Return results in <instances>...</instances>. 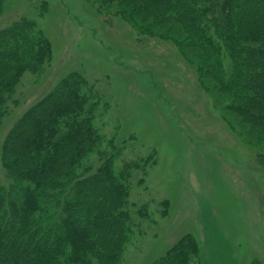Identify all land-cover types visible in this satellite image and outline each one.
<instances>
[{
	"label": "trees",
	"instance_id": "1",
	"mask_svg": "<svg viewBox=\"0 0 264 264\" xmlns=\"http://www.w3.org/2000/svg\"><path fill=\"white\" fill-rule=\"evenodd\" d=\"M6 0H0V14ZM138 38L170 43L197 86L264 169V0H84ZM51 45L20 19L0 30V121L24 73H40ZM98 98L72 73L8 131L1 166L0 264H121L132 235L127 187L93 126ZM99 153L88 174L82 163ZM167 204V202H166ZM191 235L151 264H200ZM250 264H260L252 261Z\"/></svg>",
	"mask_w": 264,
	"mask_h": 264
},
{
	"label": "rangeland",
	"instance_id": "2",
	"mask_svg": "<svg viewBox=\"0 0 264 264\" xmlns=\"http://www.w3.org/2000/svg\"><path fill=\"white\" fill-rule=\"evenodd\" d=\"M20 19L51 45L40 73H24L0 121V157L14 123L69 74L97 95L93 126L127 187L132 235L121 264H151L191 235L200 264H264V169L197 86L168 42L141 39L84 0H6L0 30ZM99 153L82 167L93 173ZM11 183L0 161V186ZM167 202V204H166Z\"/></svg>",
	"mask_w": 264,
	"mask_h": 264
}]
</instances>
